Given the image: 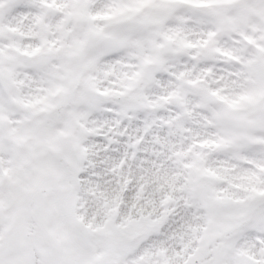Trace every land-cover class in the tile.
Wrapping results in <instances>:
<instances>
[{
	"label": "snow or ice",
	"instance_id": "1",
	"mask_svg": "<svg viewBox=\"0 0 264 264\" xmlns=\"http://www.w3.org/2000/svg\"><path fill=\"white\" fill-rule=\"evenodd\" d=\"M0 264H264V0H0Z\"/></svg>",
	"mask_w": 264,
	"mask_h": 264
}]
</instances>
